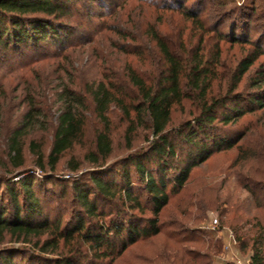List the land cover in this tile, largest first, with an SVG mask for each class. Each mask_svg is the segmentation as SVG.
<instances>
[{
	"label": "trees",
	"instance_id": "16d2710c",
	"mask_svg": "<svg viewBox=\"0 0 264 264\" xmlns=\"http://www.w3.org/2000/svg\"><path fill=\"white\" fill-rule=\"evenodd\" d=\"M71 2L0 0V52L22 54L28 48L38 50L45 44L61 48L71 35L62 22L72 14ZM178 5V9L163 10L179 13L185 23L202 31L195 52L188 49L184 31L179 35L178 46L151 27L147 37L155 43L159 58L153 71L143 73L130 66L115 76L117 82L94 81L85 89L65 88L61 92L62 105L49 154L44 151V143L36 139L28 143L33 163L42 173L52 176L42 182L22 170L27 145L23 134L25 128L34 124L32 107L22 128L8 139L7 163L12 170L0 177V245L8 239L28 246L0 250V264H116L141 240L162 235V215L172 199L186 188L192 171L214 154L237 147L244 134L239 136L231 128L245 114L264 111V62L252 77L254 66L264 58V40H243L233 32L228 39V35L214 31L220 44L251 47L232 70L221 74L219 44L217 55H206L205 36L212 31L201 18L203 8L186 7L183 2ZM220 5L224 8L227 2ZM151 55L154 57V52ZM245 77L250 78L240 91ZM243 101L247 103L245 107L240 106ZM187 104V119L175 125L174 113L178 109L184 112ZM113 109L127 123L125 141L129 151L139 130L148 132V147L130 152L119 164L107 165L115 153L109 118ZM89 114L95 116L99 128L94 131L83 160L95 170L64 185L52 184L60 183L53 175L63 157L86 146ZM68 167L78 174L81 164L73 158ZM18 171L15 181L6 180ZM242 187L253 197L256 207L264 210V182L252 179ZM238 225L236 222L230 228L236 231L240 250L250 253V264H264V214L263 218L254 219L253 233L240 234ZM170 237L175 238L176 244L197 241L180 235L178 239ZM222 244H210L208 249L219 255ZM164 257L166 264L169 260L172 264H213L211 254L200 252L184 250Z\"/></svg>",
	"mask_w": 264,
	"mask_h": 264
},
{
	"label": "rangeland",
	"instance_id": "374dc122",
	"mask_svg": "<svg viewBox=\"0 0 264 264\" xmlns=\"http://www.w3.org/2000/svg\"><path fill=\"white\" fill-rule=\"evenodd\" d=\"M146 1L147 3L142 4L143 1L138 0H72V14L62 20L71 34L68 43L61 48L46 44L41 45L38 50L28 48L22 54L0 52V177L12 170L7 163L8 139L22 128L26 122L24 117L31 112V107L34 124L24 129L23 140H26L27 145L24 148L25 169L22 170H25L26 176H35L42 182L46 177L52 176L50 173H42L33 163L28 143L32 139L44 143V151L46 155L49 154L55 122L62 105L59 95L65 88L73 91L79 87L85 89L94 81L117 82L115 76L121 75L130 66L143 73L153 71L152 66L155 62L158 63L159 58L156 57L157 50L155 54V43L147 37L151 27L159 29L168 41L178 46L179 35L184 31L188 49L195 52L200 44L202 31L185 23L179 13L165 11L164 8L178 9L179 2H183L186 7L201 5V18L205 21L206 28L212 31L205 36L208 40L206 55H217L219 44L222 64L218 69L224 75L251 51V47L228 42L220 44L214 34L216 31L228 35V39L233 32L243 40H264V0ZM222 1L227 2L224 8L220 5ZM222 22L225 25L222 26ZM120 31L129 35H119ZM143 34L144 38L141 39ZM263 62L264 58L254 66L252 77ZM249 78H244L240 91L245 89ZM239 103L241 107L247 104L245 101ZM189 109L190 104H187L184 112L178 109L174 113L175 125L187 119ZM109 118L115 153L113 152L107 165L121 163L130 152L147 150V131L139 130L134 137L133 148L129 151L125 141L127 123L121 119L120 112L116 113L114 109ZM97 123L95 116L89 114L86 146H79L63 157L57 173L53 175L60 183L54 181L52 184L64 185L81 174H89L95 170L83 160V156L93 140L94 131L99 128ZM231 131L239 136L244 134V137L234 149L214 154L205 164L192 171L186 188L172 199L162 215V235L141 240L116 264H166L164 255L168 253V256H174L178 251L184 250L211 254L213 264H250V253L240 250L236 231L230 225L239 223L240 234L253 233L254 219L257 216L263 218L264 210L256 207L253 197L242 184L252 179L264 182V111L245 114ZM240 152L243 154L241 159ZM73 158L81 164L78 174L68 167ZM18 173L19 171L9 174L11 176L6 180H14ZM4 189L5 186H2L1 190ZM262 199L264 200V195ZM214 221L217 223L214 224ZM171 235L177 239L180 235V238L197 241L176 244ZM217 242L223 243L222 250L219 255H213L208 247ZM25 246L28 245L7 239V243L0 245V250ZM168 262L167 264H172V260Z\"/></svg>",
	"mask_w": 264,
	"mask_h": 264
},
{
	"label": "built area",
	"instance_id": "2783aa9c",
	"mask_svg": "<svg viewBox=\"0 0 264 264\" xmlns=\"http://www.w3.org/2000/svg\"><path fill=\"white\" fill-rule=\"evenodd\" d=\"M217 222L216 221H214V224H216Z\"/></svg>",
	"mask_w": 264,
	"mask_h": 264
}]
</instances>
